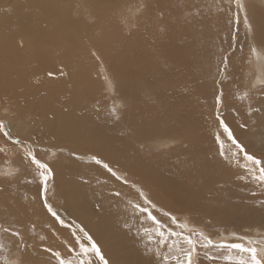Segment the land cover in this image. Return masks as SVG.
Returning <instances> with one entry per match:
<instances>
[{
  "label": "rangeland",
  "instance_id": "rangeland-1",
  "mask_svg": "<svg viewBox=\"0 0 264 264\" xmlns=\"http://www.w3.org/2000/svg\"><path fill=\"white\" fill-rule=\"evenodd\" d=\"M135 1L137 2L139 0H117L116 7L120 11L127 12L128 6L133 3H136ZM145 1H146L145 12L147 13L145 17L144 16L141 17V19L135 21V23L134 21H132L130 23L131 25L129 24V21L127 19L124 20L126 23L121 22V20L115 21V19L109 21L107 23V31H106L108 32V34L105 32V34H107V37L106 35H103L104 38L103 40L106 39L105 41L107 45L105 51L102 54H100L95 49H92V51H90L88 54H85V56L88 59V61L86 62L89 64L91 72L96 75V79L92 81L96 85L95 89L100 85L98 88H100L99 90L101 91V93H103L104 95L106 93L105 96L102 94L103 103L105 102L104 106L103 104H101L102 108L104 107L102 111H104L106 115L110 113L113 107V105L110 104V102H112L114 98L111 96L112 93L108 92L107 89L105 88L104 78H101L102 73L104 72V69L102 68L103 66L104 67L107 66L109 71L106 70V72H109V75H111L115 79V82L117 84V89L119 88L120 90H122L118 85V77L114 72V66L120 67V68L118 67L119 68L118 72L122 73L126 78V81L125 80L120 81V85H125L122 92H125L127 94L130 93L133 96V100L129 101L127 106L125 105L124 108L123 106L117 107V112L115 115H113L111 112L107 116L109 121L98 120L99 119L98 116L101 114V112L96 107L97 106V101H95L96 98L92 99L94 97V93L92 94V92L93 91L95 92V90H93L92 88L94 84L92 83L91 85L92 87H90L91 81L83 79V81L81 82L82 84L79 87L77 86V88L82 90L83 92L89 91L90 94L79 96L78 93L76 95H73L72 93L70 94L68 92L66 93L61 91L60 94L52 95L51 97H49V89L43 90L42 96L40 97L42 100H39V103L44 107L46 105L45 110L40 114L37 113L31 114L26 112L28 116L26 118L24 117L23 119L24 126L27 127L26 130L28 132L30 128L31 129L33 128L35 131L33 129L32 131H34V133L36 132V134L41 132L47 138L49 135H51L47 139L49 145H46L50 147L51 153L50 151H45L46 149L44 148V146L40 147L38 150V143H33V142H37L35 137L36 134L34 133H32L31 135L32 139H30V144L34 147L37 157L42 161L48 163L50 167L53 169L54 177L49 181L48 184L49 189L47 191V197L53 209L57 212H62L64 218H62L61 216L60 217L64 219L65 221L64 225L58 223L55 220V218L51 217V215L43 207V203L39 195L40 193L39 178L35 169L28 167L27 165L20 164L21 153L19 148L17 146L12 145L10 142H6L2 137H0V146H5L8 148L7 156L0 154V171L6 170L4 166V161L6 159L11 160L13 162L9 167L15 169L17 166H20L19 167L20 169L15 177L9 179L0 176V245H3V250H0V258L6 257L8 264H11L10 258H14L16 253L17 255L20 254L22 256L21 257L22 260H19L18 264H56V261L51 256V254L46 253L44 251L45 248H49V247L55 251H60L61 254L66 259L73 260L75 264L78 257L74 253H69L68 251V248L75 243V238L73 237L72 233L74 231L78 232L77 229H74L70 225L71 224L70 222L72 221L76 222L74 220V218H76L74 217L75 212L81 217L85 212V216L87 218L82 217L83 218L82 222L84 223V226L80 222L79 225L82 226L97 242L98 246L101 248L102 254L104 255L105 259L108 261V264H162L160 258L155 255L156 252L159 251L162 257L165 253L168 252L167 245L176 241V238L170 237L165 242V245L163 246L159 245V238L156 236L155 232L153 231L154 225L152 224L151 221L147 219V214L146 213L142 214L137 212L136 209L130 203V201H133L134 194L135 195L137 194L138 197L139 194L135 191V189H133L128 184L123 185L121 182L115 181L114 178L110 177V174L107 173L106 170H104L100 165H96L92 161L91 157L97 156L102 160H104L105 162L109 163L110 166L113 167L114 169H117L119 171V174L125 175L120 171L122 167L119 165L118 160H110L105 158L106 156H108V154H106L107 148L99 151L96 143L93 142L89 144L90 134L92 137H94L97 140L106 141V142H109V140H111L110 141L112 143L111 145L114 147L122 144L127 145L129 143H133L134 145H136L137 149L133 148L132 154L129 146H126L124 148V153L128 155V157L130 158L127 164L131 162V164L134 163L135 165L141 166L142 168L144 167L143 169L146 172L145 175L151 176V180H150L152 182L151 185L155 187H158V182L156 178L159 177H157L153 172L156 173L159 172L158 174L160 178L158 180L160 185L161 186L163 185L162 186L164 192L163 196L160 195V191L157 189H146L143 191L146 193V195H148V197L152 200V202L157 205L155 208H152L151 204L153 203H151L147 207L153 213V215L157 217L158 220L162 221L161 222L162 224L163 223L165 224L163 225L165 226L164 230L166 232L169 229V227L171 228L175 227L174 225H170V221L168 220L167 217L163 216V211H170L173 215L177 216L178 221L180 223H187V225H189V228L195 227L198 231L203 232L205 235L209 236L214 241V243H218L221 240L228 242H239L236 241L235 237L232 235V233H236L237 235L240 236L246 235L250 239L256 241L257 242L256 247L258 251L264 250V233H263L264 208L260 206V202L264 201V185H259L250 180L241 181L238 179L239 175L243 173V169L240 167V165L244 163V161L239 155L234 156L232 154L236 152V149L234 148V146L231 144L230 141L229 142L228 140L226 141L227 137L224 135L222 136L226 138L223 139L227 142L226 143L227 146L225 147L227 148L229 153H224L225 150L223 151V149L221 150L213 149V151L211 152H213V154H217L214 157V160L215 162L218 160L219 164L220 163L223 164L224 159L226 157L225 154L230 156L229 160L231 161L225 163L224 165H220L221 168H218V166L213 164L214 167L212 166L209 168L211 169L212 173L207 182H206L207 180L206 175L208 174V171L206 170L205 166L210 161L205 160L204 159L205 156H202L204 160L202 161L203 163L198 165L193 164L192 162L187 163V162L177 161L175 157L180 155L181 152L180 149H182L181 146L183 145L181 143L186 142V139L189 136V130L192 131V125L190 124L189 126H186V128L184 127L185 129H181L180 127L169 126L167 123L169 122V120L167 118H162L158 120L156 118V113L153 110V107L158 105L154 97L156 98L158 97L153 91L152 86H148L147 88L141 87L143 82L147 81L154 85V90L156 91L157 94L160 91L165 93L168 92V86L170 84L172 83L176 84L177 79H182L184 77V69L182 68L183 63L181 62V60L180 61L176 60L175 63L172 59L171 65L174 67V69L177 70V73L175 74L174 71H171V75L169 78L160 79L165 83L164 88H160L157 84L155 85V83H153L155 81L157 83L158 79H155V75L153 76L154 72L151 73L153 70L151 58L153 59L154 48H150L148 46L142 45V51H141L142 53L137 54L140 58L139 64L141 67L139 68L140 70L139 73L137 72V68L139 64H133L132 61H128L129 57L126 58L124 57L128 54L124 53L123 50L130 51L129 49L122 48L121 50H114L115 47L123 45L133 37L136 38L138 37V39L135 38V40L138 41L141 45L143 43L142 40L144 41V39L143 38L139 39V36L141 35L143 36V34H147V33H151L155 36L158 31L156 33L154 31L159 30V23H164L166 28L170 24L171 32L172 34L175 35L174 30L172 29V26L174 24L178 26H182V25L193 26L199 24L202 26L203 22H205L206 24H212L211 22L212 20L213 22H216V26H218L217 21H219V23L220 21L225 22V24H227L225 25V29L219 32V34L221 35L219 40L220 44L215 47H212V49L214 50L210 48V52L212 56L208 59L209 62L203 63L204 58L201 52L195 51L194 52L195 62L196 65H198V67H192V66L190 67L191 73H194V71L196 72L197 68L199 71V75L197 79H194V81L198 84L199 90L202 92V94L205 97V100L202 99V103L204 104L203 107L206 110L212 109L213 112L215 111V113L211 118L205 116L206 120L210 119L211 121L214 120L217 121L216 119L217 111L214 105L215 104L214 96L219 94L221 90L223 91V93L228 91L231 94H233L235 92L238 93L241 87H242L240 89L241 91L243 89H246L247 85L250 83V79L255 74L254 73L255 70H253L249 75H247L246 72H243L240 75L239 79L238 78L235 79V78H231L229 75L228 76L225 75L224 73H222L223 75L219 73L220 69L224 66L223 61L225 56L228 57V66L226 69L234 68L238 64V58H236L231 53L229 54V52L232 49L231 46H233L232 43L233 32H235L237 25L234 22V20L231 19V13H229L228 11V4L226 1L216 3L213 0H168L162 6L157 4L158 2L157 0H145ZM96 2H98V0ZM18 6L19 7L17 11H21V9H19L20 8L19 4ZM222 6L224 8H222ZM21 8L23 9L24 7L21 6ZM150 14L153 16L156 14L157 15L151 19L149 17ZM241 17L242 20H240L238 27L240 28L241 26L242 31H239L237 35L238 38L240 37V39L242 38V33L244 34L246 29L243 20V15H241ZM204 18L208 20L205 21ZM101 21L102 19L98 21L97 19H95V22L91 25V29L92 27L101 23ZM133 24H135L138 28L135 27ZM148 25L150 26L149 31L146 30V27H148ZM228 26L231 28L233 32L229 31ZM214 30L215 29H213V31ZM217 32L218 31H214L213 33H217ZM139 33L140 35H138ZM213 33L210 35L211 37H213ZM61 34L69 35L70 33L63 32ZM114 35L115 37H117V39H115V37H112ZM187 35L189 36L188 39H195L198 42H205L210 40L208 34L199 36L198 33L197 36L193 38L194 36L193 33L189 31ZM108 36L110 38H108ZM169 40L170 43L172 44V41L174 39L172 38ZM197 41H193L191 43L192 47L195 46L198 47L196 43ZM114 42H116L117 45ZM250 46L252 49L254 48L253 44H251ZM217 47L221 48V50L218 49ZM173 48L177 50L176 53H178L179 55L181 54V52L186 50V47L184 46H178V47L173 46ZM214 51L216 52L214 53ZM93 52L96 53V56L92 55ZM257 55L259 58L258 64L261 63L264 64V60L262 59V57L264 56H261L258 53ZM97 57H99V59H97ZM160 59H164V54H162ZM163 63H167V61L164 60ZM209 63L216 64L215 66L217 68V71L213 73V77L216 76L214 77V81H208L210 75L214 70V67L208 69V75H205V78L203 76L204 71L201 69V65L203 66L204 64V68H206ZM178 73L180 74V77ZM256 75L257 77L255 78L254 83L260 80H264V73L262 75L261 74L259 75L257 73ZM186 76H188L189 79H192L196 75L188 74ZM210 78L212 79V77ZM218 80H222V81H218ZM126 82H128L127 84L129 87H126ZM221 82H223L222 85ZM228 82L230 83V85ZM232 82L236 83L235 84L236 86L239 83H241V85L235 89L234 88L235 85L232 84ZM86 84L87 87L90 88L91 90L83 89L85 88ZM60 85L64 90L66 89V86L68 84L67 85L60 84ZM60 85L58 83L56 84L54 83L53 85H51V87L48 88H56L57 90H59L58 88L60 87ZM184 85L185 88L189 87L188 96L191 94L193 95V93L190 91L192 88V81L189 83L185 81ZM165 87L167 88V90ZM99 90L97 91L98 93H100ZM252 91L254 92V90ZM255 91L257 92V97L260 95L261 99L257 98L255 99L254 102H256V104L259 105V101L261 100L260 105L261 106L264 105L263 89H261V87L258 86L255 89ZM240 94L243 97L245 92L244 93L240 92ZM240 94H237L236 98H238ZM107 95L109 98L110 97L111 98L108 99ZM253 95L256 96V93L254 92ZM248 96L249 94L247 95L246 98L248 101L245 102L246 105L244 106L247 107L248 106L247 104L250 103L249 107H252V102L249 101L254 100L253 99L254 97L249 96L250 99H248ZM240 100L241 99L239 97V102ZM233 103L234 104L237 103L238 105V100L236 103L235 102ZM77 104H83L86 107L87 106L88 107L84 109L81 107H77ZM132 104L133 106H131ZM241 106L243 107V105ZM137 107L138 109H135ZM249 107L247 108V110L249 109ZM63 108H68V110L67 109L65 110ZM127 108L135 109L134 116H131L132 118H129ZM237 109L239 108L237 107ZM240 110H242V108L239 109V111ZM223 112L220 113L222 114ZM87 113L89 115H86ZM196 113L198 112L192 113L191 118L192 117L198 118L204 116ZM248 113L244 112V110L241 111L240 113L241 116L239 115L240 119L237 120L239 124L235 122V124H233L234 126L233 128L234 129L238 128L239 131H242L243 129L239 127V125L245 123L247 126L248 121L254 123L253 125L249 124L250 127H248V131H250V134H248V131L246 133L250 137H242L240 141L244 142L243 144L247 145V150L250 153L255 154L257 157H264V112H262L260 115L252 113L253 115L251 114V116ZM242 114H246L244 115L245 116L244 119L246 118L245 120L243 119ZM111 119L112 121H110ZM138 120L141 124H139ZM256 121L259 123H257ZM136 122H138L137 125ZM97 123L99 125H96ZM133 125H136V127L134 126L135 129L133 128ZM217 125H218V121H217ZM236 125H238V127ZM144 126L146 128L145 130L149 131V133L146 134L145 136L142 133V131L138 129L139 127L142 128ZM190 127L191 129H189ZM175 128L179 129V132L176 133L178 135V140L173 145L168 146L167 149L156 148L157 149L156 150L155 148H145L147 147L148 145L147 143L150 140L156 138H164V137L167 138L168 136L171 138L170 134H174L172 129ZM244 129H245L244 132H246V128ZM255 129L256 130L258 129V131H256ZM135 132L137 136L133 138V134ZM256 132L258 134H255ZM221 133H222V129H221ZM12 134L15 136L14 133ZM56 134H57V139L54 138V135L56 136ZM120 134L122 135L123 138L122 137L120 138L122 139V142L118 145L117 142L118 140L115 139V137ZM105 144L110 145L108 143ZM62 148H64L65 150ZM9 149L10 150L12 149L11 151L13 154H11V151ZM15 149L17 150V152L15 151ZM66 150H68V152ZM216 150H219V152H217ZM221 152L224 153L223 155L224 158H222L223 156H221ZM197 153L200 152L197 151ZM133 155H135L136 158ZM139 155L142 158L138 159ZM16 156L17 157L19 156V159H17V161H14L16 160L15 159ZM18 161H20V163L16 165ZM143 163L145 164L143 165ZM179 163L180 165H178ZM235 163H238V165H236ZM210 165H212V163H210ZM62 166H64V168ZM187 167L192 169V172L194 173V177H198L197 179H193L194 177L189 174ZM180 168H182L183 170H180L179 172ZM196 171H198L199 173ZM168 173H170L171 175ZM153 174L155 175L156 178L154 177ZM184 174H186V176H184ZM178 176L180 178H178ZM187 176L189 178H187ZM173 178H178L180 180L183 179L184 181H186L187 179V181L181 186L179 181H174L173 183L168 182L169 179H173ZM134 179L135 181L141 182L137 178ZM83 182L86 184H91L89 189L88 187H84V188L81 187ZM101 182L107 184L106 185V188L108 187L107 189H105V185L103 184L104 187L103 189L105 191L102 188H99L102 185V184L100 185ZM51 185L53 187H51ZM136 187L141 188L139 185H136ZM112 189H114V191ZM92 190L95 191L94 192L95 194L93 193ZM52 192H54V195ZM114 192L115 193L119 192L121 193L122 196L121 195L116 196ZM83 194L84 197L82 196ZM95 195H97L98 198L97 197L94 198ZM79 197L83 199H80ZM173 200L175 201V203ZM138 201L139 200H135L136 203H139ZM140 202L143 204V201L141 199ZM64 205H66L67 207L64 208L63 207ZM82 205L84 206L83 209L81 208L83 207ZM21 210L26 212L29 211L28 212L29 214L30 213L32 214L33 212L34 214L32 215L30 214L32 219H36L37 217L44 219L43 226L40 227L39 225H37L34 228V225L37 223H35L32 226L26 223L25 217H21V218L19 217L21 215L24 216L23 213L20 212ZM79 210L80 213L82 212L81 214H79ZM35 212H38V214H36ZM136 213L138 214L136 215ZM89 218H91L92 221L89 222L88 224L86 223L87 221L86 219ZM51 223L55 224V226L60 228L61 234L63 235L64 238H65L64 236L65 231L67 229L66 233L68 232L67 234L69 235L71 234L69 238L67 239L65 238L66 241H64L63 239L53 240L51 236H55L56 234L53 226H50L52 225ZM8 227L18 230L21 233L22 241L12 237L10 233H5L3 231L4 228H8ZM145 229L147 231H145ZM176 230L180 231V229H176ZM80 235L82 236V234ZM149 235L152 236L151 241H149ZM41 237H43L44 239H41ZM20 243L30 245L31 247L25 250H21L18 248V244ZM179 245L180 247L184 246L182 240L179 241ZM27 251L33 252V256L31 254L32 257L31 256L29 257ZM197 251L199 253V257H198L199 264H234V262H229L224 260V256L229 254L228 250L226 249H217L214 247H210L209 249H203L198 246ZM171 254L179 255L175 247L173 248ZM231 254L233 256L237 255V253L234 251ZM208 255H212L217 259L214 262L210 261L207 258ZM88 259L92 261V264H99V262L95 259L94 256H90Z\"/></svg>",
  "mask_w": 264,
  "mask_h": 264
},
{
  "label": "bare ground",
  "instance_id": "bare-ground-1",
  "mask_svg": "<svg viewBox=\"0 0 264 264\" xmlns=\"http://www.w3.org/2000/svg\"><path fill=\"white\" fill-rule=\"evenodd\" d=\"M96 1L97 0H2L1 1V3H0V119L4 120L8 124V126L11 129V132L14 133L15 136L19 137V139L21 138V140H26V141L29 140L28 141L29 143H30V139H32L31 135H32V133H34L35 130L32 128L34 130V131H32V129L30 128V130L28 132L26 130L27 127L24 126V120L23 119H24V117L26 118L28 116V114H26V112L31 113V114H35V113L40 114L45 110L46 105L44 107L39 103V100H42L40 97L42 96L43 90L49 89V97H51L52 95H58V94H60L61 91L66 92V93L68 92L70 94L72 93L73 95H76L78 93L79 96L90 94L89 91L83 92L82 90L77 88V86L79 87L82 84L81 82L83 81V79L91 81L90 87H92L91 86L92 83L94 84V82H92V81L96 79V75L91 72L90 66L86 62V61H88V59L85 56V54H88L90 51H92V49H95L100 54H102L105 51V49L107 48V45H106V41H105L106 39L103 40L104 39L103 35H106V37H107L108 32H106V31H107V23L109 21L115 19V21L121 20V22H125L124 20L127 19L129 21V24H130L132 21H134V23H135V21L140 20L141 17H143V16L145 17L147 15V13L145 12V9H146V6H145L146 1L145 0H139L137 2L135 1L136 3H133V4L128 6L127 12H123V11L118 10V8L116 7V1L117 0H98V2H96ZM157 1H158L157 2L158 5L163 6V4H165L168 0H157ZM213 1L218 3V2H222V1H226V0H213ZM245 3L247 6L248 25L250 27L245 26L246 29H245L244 34L242 33V38L240 39V37L238 38V36H237L235 44L232 41L233 46H231L232 49L229 52V54L231 53L236 58H238L237 66L234 68L226 69L223 73L225 75H227V76L229 75L231 78H235V79L236 78L239 79L240 75L243 72H246V74L249 75L253 70H255V72H254L255 74L250 79V83L247 85L246 89H243L241 91L240 90L242 88L241 87L239 89L238 93L237 92L233 93L235 97L233 96V94H231L228 91L224 93L225 103L221 107L222 111H220V112L224 111L222 114L220 113L222 115V118L232 128L234 135L237 138H239V140L242 139V137H250L248 135V134H250V131H248V127H250L249 124H251V125L254 124V123L248 121L247 126L245 127L246 132H244V130H245L244 128H242L243 129L242 131H239L238 128H236V129L233 128L234 127L233 124H235V122H237V120L240 119L239 115H240L241 111L244 110V112L248 113V110H249V109L247 110V108L249 107L250 103L247 104L248 105L247 107L244 106V105H246L245 102L248 101L246 98L245 99L240 98L241 100L239 102V97H242L240 92H242V93L245 92V93L249 94L250 97H254L253 98L254 100L249 101V102H252V107H249V108L253 109L252 113L260 115L262 112H264V111H259V112L255 111V109H257V108L264 109V105H262V106L260 105L261 100L259 101V105L256 104V102H254L255 99L260 98V95L257 97L258 91L257 90H256L257 92L255 91V89L259 86L258 82L254 83L255 78L257 77L256 74L258 73L259 75L260 74L262 75L264 73V64L263 63L258 64L259 58L257 55V53H258L259 55L264 56V0H245ZM18 4L20 5L19 9H21V11H17V9L19 7ZM127 5H128V3H127ZM21 6H23L24 8L22 9ZM222 8H224V7L222 6ZM157 12H158V10H157ZM156 15H154V16H156ZM154 16L151 14L149 15V17L151 19L154 18ZM95 19H97V21L102 19V21H101V23L92 27V29H91V25L95 22ZM156 20H157V18H156ZM207 20L208 19H205V21H207ZM240 20H242V17ZM211 22H212V24H206L205 22H203L202 26L199 24L193 25V26H188V25L178 26V25H175L173 23L174 25L172 26V29L174 30L175 35L172 34V32H171L170 24L166 28L164 23H159V30L154 31L155 33L158 31L155 36L151 33H147V34H143V36L142 35L139 36V39H142V38L144 39V41L142 40L143 43L141 45L138 41L135 40L136 37H133V38L129 39V41L126 40L127 42L124 43L123 45L114 48V50H121L122 48L129 49L130 51L123 50L124 53L128 54V55L125 54L126 56H124V57L125 58L129 57L128 61H132L133 64H139L140 58L137 54L142 53L141 52L142 51V45L148 46L150 48H154L153 49V51H154L153 52V59L151 58L152 68H153L151 73L154 72L153 76L155 75V79H158L157 83H156V81L153 83H155V85L157 84L160 88H164V84H165L160 79L169 78L171 75V71H174L175 74L177 73V70L174 69V67L171 65L172 59L175 63H176V60L177 61L181 60V62L183 63V65L182 64L181 65H182V68L184 69V77L182 79H177L176 84L172 83L169 86L167 85L168 86V92L165 93V92L160 91L157 94L156 91L154 90V85L150 82H147V81L143 82L141 87L147 88L148 86H152L153 91L155 92L156 96L158 97V98H156L153 96L154 99L158 103L157 106L153 107V110L156 113V118L158 120L162 119V118H167L169 120V122H167L169 126L180 127L181 129H185L186 126H189L190 124L192 125V131L189 130V136L186 139V142L181 143L183 145L181 146L182 149H180L181 150L180 155H178L175 158L177 161H180V162H187V163L192 162L193 164L198 165V164L203 163L202 161H204V160H203L202 156H205L204 159L210 161L205 166L206 170L208 171V174L206 175V177H207L206 182L209 180V178L211 176L212 171L209 168L212 167L213 164L218 166V168H221L220 165H224L225 163H228L231 161V160H229L230 156H228L226 154H225L226 157L224 159L223 164H221V163L219 164L218 160L216 162L214 160V157L217 154H213V152H211V151H213V149L214 150L215 149H220V150L223 149V151L225 150L224 153H229V151L225 147V146H227V144H226L227 139H226V141L223 139L226 137L222 136L223 134L221 133V129L218 128L217 121H215V120L211 121L210 119L206 120L205 116L211 118L213 116V114L215 113V111L213 112L212 109L206 110L203 107L204 104L202 103V99L205 100V97L202 94V92L199 90L198 84L194 81V79H197V77L199 75L198 68H197L196 72L195 71H194V73L190 72L191 66L192 67H198V65H196V62H195V56H194L195 51L201 52V54L204 58L203 63L209 62L208 59L212 56V54L210 52V48L212 49V47H215V46L220 44L219 40H220L221 35L219 34V32H221L223 29H225V25H227V24H225V22L220 21V23H219V21H217L218 26H216V22H213L212 20H211ZM133 25L135 27H137L135 24H133ZM150 26H151V24H150ZM150 26L148 25V27H146L147 31H149ZM118 28H119V26H118ZM140 28H141V26H140ZM228 28H229L230 32H233L229 26H228ZM213 29H215L214 31H218V32L213 33L214 32ZM189 31L191 33H193V35H194L193 38H195L198 33H199V36L208 34L210 40L205 41V42H198L195 39H188L189 36L187 34ZM239 31H242L241 26L239 28ZM63 32H68L70 34L69 35L61 34ZM105 32L107 34H105ZM137 32H139V31H137ZM143 32H144V30H143ZM212 33H213V37L210 36ZM138 35H140V33ZM112 37H115V35ZM108 38H110V37L108 36ZM172 38L174 40L172 41V44H171L169 39H172ZM115 39H117V37H115ZM119 39H121V38H119ZM136 39H138V37ZM193 41H197L196 43H197L198 47L197 46L192 47L191 43ZM227 42H225V43H227ZM114 43L116 44V42H114ZM202 44H203V46H202ZM251 44L254 45L255 54H251V49H252L250 46ZM172 45L174 47L184 46V47H186V50L181 52V54L179 55L178 53H176L177 50L174 49ZM241 47H243V51H241ZM217 48L221 50V48H219V47H217ZM137 49H139V50H137ZM212 50H214V49H212ZM216 51H217V49H216ZM216 51H214V53ZM162 54H164V59H160ZM122 55H124V54H122ZM167 57H169V58H167ZM166 59H168V60H166ZM262 59L264 60V57H262ZM125 60H124V62H125ZM164 60L167 61V63H163ZM120 61H118V62H120ZM178 63H180V62H178ZM129 64H130V62H129ZM215 65L216 64H214V63H212V64L209 63L207 67L205 66L206 68H204V64H203V66L201 65V69L204 71V73H203L204 78H205V75H208V69L214 67V70H213L212 74L210 75V77H212V79L209 77L208 81H214V77H216V76L213 77V73H215L217 71V68ZM175 66H176V64H175ZM118 67L119 66H114V72L118 77V85L123 90L125 85H120V81L121 80L126 81V78L122 73L118 72V70L120 68V67L119 68ZM102 68L104 69V72L102 73L103 77L101 76V78H104V86L108 92L112 93L111 96L114 97L113 101L110 102V104L116 105L118 107L123 106V108H124L125 105L127 106L129 101L133 100V96L130 93L127 94L125 92H122V90H120L119 88L117 89V84L115 82V79L111 75H109V72H106V70H108L107 66H105V67L103 66ZM139 68H141L140 64L138 65V68H137L138 73L140 71ZM219 73L222 74L220 71H219ZM188 74H193L196 76H194L192 79H189L188 76H186ZM178 75L180 77L179 73H178ZM185 81L187 83L192 81V88L190 91L193 93V95L191 94L188 96L189 87L185 88V85H184ZM218 81H222V80H218ZM260 81H262V80H260ZM109 82L111 85V90H109ZM233 82H232V84L235 85L236 83H233ZM54 83L55 84L58 83L59 85L60 84H64V85L68 84V85L66 86V89H64V90L62 89L61 85L58 88L59 90H57L56 88H48V87H51V85H53ZM127 83L128 82H126V87H129ZM222 84H223V82H221V85ZM229 85H230V83H229ZM240 85H241V83H239L237 86L235 85L234 88L236 89ZM95 86L96 85L94 84V86L92 87L93 90H95V92L94 91L92 92V94L94 93V97L92 99L96 98V100H95V101H97L96 107L101 112L100 115L98 114L99 115L98 120L109 121L107 116L111 113V111L107 115H106V113H104V111H102V109L104 107L102 108L101 104H103V106L105 105L104 104L105 102L103 103V95L104 94L101 93V91L99 90L100 88H98L100 85L96 89H95ZM227 86H228V84H227ZM83 89L89 90L90 88H88L87 84H86L85 88H83ZM97 89L99 90V92L101 94L97 92L98 91ZM235 89H234V91H235ZM166 90H167V88H166ZM252 90H254V92L256 93V96L253 95L254 92ZM117 91H118V93H117ZM263 91H264V89H263ZM61 94H63V93H61ZM237 94H240L238 98H236ZM105 95H106V93H105ZM136 96H139V95H136ZM249 96H248V99H250ZM107 98L110 99L111 97L109 98L107 95ZM101 100H102V103H101ZM237 100H238V105L236 103ZM61 101H62V98H61ZM233 102H235L236 104H234ZM236 105L239 109L242 108V110L239 111V109H237ZM241 105H243V107ZM131 106H133V104ZM131 106H129V107H131ZM77 107H81V108L86 109L88 106L86 107L83 104H77ZM53 108H54V106H53ZM63 109L68 110V108H63ZM135 109H138V107ZM135 109L127 108L129 118H132L131 116H134V110ZM121 110H119V111H121ZM195 112H198L196 114L204 115V116L198 117V118L197 117L191 118L192 113H195ZM53 114H54V112H53ZM86 115H89V114L87 113ZM242 115H243V119H244V117H245L244 115H246V114H242ZM110 121H112V119ZM138 122H139V120H138ZM138 122H136V125ZM257 123H259V122H257ZM99 124H100V122H99ZM99 124L97 123L96 125H99ZM139 124H141V123L139 122ZM237 124H239V123L237 122ZM136 125H133V128H134V126L136 127ZM236 126L238 127V125H236ZM98 127H100V126H98ZM239 127H240V125H239ZM253 128H256V127H253ZM98 129H101V128H98ZM138 129L142 131L144 136L149 133L148 130H145L146 129L145 126L142 128L139 127ZM189 129H191V127ZM135 131H137V130H135ZM172 131L174 132V134H170L171 138L168 136L167 138L164 137V138H156V139L150 140L147 143L148 145L146 144L147 147H145V148H155V149L156 148L157 149L166 148L167 149L168 146L173 145L178 140V135L176 133L179 132V129L175 128V129H172ZM247 131H248V134H246ZM256 131H258V129ZM218 133L220 134V141H221L220 143H218L217 139H216ZM34 134H36V132ZM255 134H258V133L256 132ZM102 135H103V133H102ZM50 136L51 135H49L48 138ZM135 136H137L136 132L133 134V138H135ZM35 137H36L37 142H33V143H38V150L40 147L44 146V148L46 149L45 151H50V153H51L50 147L46 146V145H49V142L47 141L48 138L45 137L41 132L37 133L35 135ZM121 137H122L121 134L117 135L115 137V139L118 140L117 141L118 145L122 142V139H120ZM54 138L57 139V134H56V136L54 135ZM110 141L111 140H109V142L97 140L94 137H92L90 134L89 144H91L93 142L96 143L99 151L107 148L106 154H108V156H106L105 158L110 159V160H118L119 165L122 167V169L120 171L126 175L128 181H129V184H128L129 186H131L132 184H135V185H139L142 190L157 189L160 191V195L163 196V194H164L163 188H162L163 185L161 186L159 183V180H158L160 178V176L158 174L159 172L158 173L153 172L157 177H159V178H156L155 175L153 174L154 177L156 178L157 182H158V187H155V186L151 185L152 184V182L150 181L151 176L145 175L146 172L143 169L144 167L142 168L141 166L135 165L134 163L131 164V162H129V164H127V162L130 160V158L128 157V155H126L124 153V148L126 146H129V148L131 150V154H132L133 148L137 149V146L134 145L133 143H129L127 145L122 144V145L114 147L111 145L112 143ZM98 142H100V143H98ZM105 143H108L110 145H107ZM242 143H244V142H242ZM229 146H232V145H229ZM224 147H225V149H224ZM230 148H233V147H230ZM62 149H64V148H62ZM142 150H144V149H142ZM15 151L17 152L16 149H15ZM66 151L68 152V150H66ZM197 151L200 153H197ZM216 151L219 152V150H216ZM37 152H39V151H37ZM11 154H13L12 151H11ZM196 154H198V155H196ZM133 156L136 158L135 155H133ZM140 158H142V157L139 155L138 159H140ZM222 158H224V156ZM15 159L16 160H14V161H17V159H19V156L18 157L16 156ZM232 161H234V160H232ZM18 163H20V161H18L16 163V165ZM210 163H212V165H210ZM20 164H22V163H20ZM144 164L145 163H143V165ZM235 164L238 165V163H235ZM178 165H180V163ZM62 167L64 168V166H62ZM62 167H60V168H62ZM21 168H23V167H21ZM177 168H179V167H177ZM180 170H183V169L180 168L179 172H180ZM188 172L191 176L194 177V173L192 172L191 168H188ZM196 172H198V171H196ZM196 172H195V174H196ZM168 174H170V173H168ZM181 174H182V172H181ZM184 176H186V174H184ZM134 178H137L141 182L135 181ZM178 178H180V177L178 176ZM178 178L169 179L168 182L173 183L174 181H179L180 186H181L187 181V179H186V181H184L183 179L180 180ZM187 178H189V177L187 176ZM197 178L198 177H194L193 179H197ZM103 184H104V182L103 183L101 182L100 183L101 187H99V188L103 189L104 188ZM90 185L91 184H86L83 182L81 187L82 188L88 187V189H89ZM104 185H105V189H107L108 188V187L106 188L107 184H104ZM51 187H53V186L51 185ZM112 187H114V186H112ZM176 187H178V186H176ZM93 190H94V188H93ZM112 190L114 191V189H112ZM94 192L95 191H93V193ZM52 193L54 195V192H52ZM108 194H109V192H108ZM82 196L84 197V194ZM96 197H97V195H95L94 198H96ZM147 197H148V195H147ZM80 199H83V198H80ZM148 199L151 200L149 197H148ZM135 200H139L138 201L139 204L143 205L140 202V198L138 197L137 194L136 195L134 194L133 202H135ZM151 203H153L152 200H151ZM174 203H175V201H174ZM66 205H64L63 207L64 208L67 207ZM40 207H42V206H40ZM81 208L83 209L84 206ZM73 211H75V210H73ZM20 212H22L24 216L21 215L22 213L20 214L21 216H19V214H18V216L20 218L25 217L26 223H28L29 225L32 226L35 223H37L34 225V228L37 225H39L40 227L43 226V224H44L43 220L44 219H41L40 217H37L36 219H32L30 216L31 213L30 214L28 213L29 211L26 212V211L21 210ZM35 213L38 214V212H35ZM58 213L62 218H64L62 212H58ZM81 213L79 210V214H81ZM32 214H34V213L32 212ZM137 214L138 213H136V215ZM41 217H42V215H41ZM74 217H76V218H74V220L76 222H74V221L70 222L71 223L70 225L74 229H77L76 226L79 225V222L84 226V223L82 222L83 221L82 217H86L85 212L82 215V217L79 216L78 214H76V212H75ZM86 220H87L86 223H88V224H89V222L92 221L91 218L86 219ZM84 221H85V219H84ZM51 224L52 225H50V226H53L55 234H56L55 236H51V238L53 240L63 239L64 241H66V239L69 238V236L71 235V234L70 235L67 234L68 232L66 233L67 229H66V231L64 230L65 231L64 236L66 238L65 239L63 237V235L61 234L60 228L55 226V224H53V223H51ZM47 227H48V225H47ZM80 227H82V226H80ZM34 228H33V230H34ZM37 228H39V227H37ZM71 231H72V228H71ZM53 232H52V234H53ZM27 253H28L29 257L31 256V254L33 256V252L27 251ZM19 256H20V258H19ZM21 257L22 256L20 254L17 255V253H16L14 258H10L11 264H18L19 260H22Z\"/></svg>",
  "mask_w": 264,
  "mask_h": 264
},
{
  "label": "snow or ice",
  "instance_id": "snow-or-ice-1",
  "mask_svg": "<svg viewBox=\"0 0 264 264\" xmlns=\"http://www.w3.org/2000/svg\"><path fill=\"white\" fill-rule=\"evenodd\" d=\"M228 4V11L231 13V19L237 25L235 32H233V42L237 39V35L239 32V23L241 19V15H243L244 24L246 27H250L248 25V16H247V6L245 0H226ZM241 51H243V47H241ZM251 54H255V48L251 49ZM93 56H96V53H92ZM99 59V57H97ZM223 67L220 69V72L223 73L228 66V57H224ZM261 89H264V80L258 81ZM255 87V86H254ZM109 90H111V85L109 82ZM247 93L244 94L241 99L247 98ZM224 93L221 90L219 94L215 96V108L217 111V121L219 128L222 129V134L227 137V140L231 142V144L236 149V152L233 153L234 156L239 155L244 163L240 165L243 169V173L239 175L238 179L241 181L250 180L259 185H264V157H257L255 154L250 153L247 150V145L243 144L233 133L232 128L226 123V121L219 114L221 111V107L224 105ZM116 105H113L111 112L113 115L117 112ZM255 111H264V109L257 108ZM253 112L252 108H249V115ZM241 128H245V124L240 125ZM0 137H2L6 142H10L12 145L17 146L21 153V163L27 165L28 167L34 168L36 173L38 174L39 184H40V199L43 203V207L47 210V212L55 218V220L64 225L65 221L60 217L59 213L55 211L52 205L48 201L47 191L48 184L50 179L54 177L53 169L50 165L37 157L36 151L34 147L26 140H21L18 137L14 136L11 132L10 127L4 120H0ZM217 142L220 143V134H217ZM8 148L5 146H0V154L7 156ZM224 153L221 152V156ZM92 161L96 165H100L107 173L110 174L111 178H114L115 181L121 182L122 184H129V181L126 175L119 174L117 169H114L110 166L109 163L105 162L101 158L97 156L91 157ZM13 162L11 160H5L4 166L6 170L0 171V176L5 178H13L17 175L19 171V166L15 169L9 167ZM31 182V181H29ZM132 188L139 194V198L143 201V205L130 201L132 206L139 213H146L147 219L152 222L154 225L153 231L156 236L159 238V245H165V242L170 237H175L176 241L167 245L168 252L165 253L162 257L160 252H156V256L160 258L162 264H199V253L197 251L198 246L203 249H209L210 247H214L217 249H226L229 254L224 256V260L229 262H234V264H264V250L258 251L256 247V241L250 239L248 236H240L236 233H232L235 237L236 241L239 242H228L221 240L218 243H214V241L203 232L198 231L195 227L189 228L187 223H180L176 215H173L170 211H164L163 216L167 217L170 221V225H174L175 228L169 227L167 232L164 230V225L160 220L157 219L155 215L149 210L147 207L151 204V201L148 199L146 193L141 189L137 188L135 184L131 185ZM116 196H120L121 193L116 192ZM260 206L264 208V201L260 202ZM152 208H155V204H151ZM78 232L74 231L72 233L75 238V243L72 244L68 251L69 253H74L78 259L75 264H92L88 258L90 256H94L95 259L99 262V264H108V261L105 259L104 255L101 252V248L98 246L97 242L93 239V237L79 225L76 226ZM176 229H180L177 231ZM3 231L5 233H10L12 237L17 238L22 241L21 233L11 227L4 228ZM145 231H147L145 229ZM79 233V234H78ZM82 234V236L80 235ZM41 239H44L41 237ZM152 240V236L149 235V241ZM183 241V247H180L179 241ZM31 247L30 245H26L24 243L18 244V248L21 250H25ZM175 247L176 251L179 255H172V250ZM78 248V251H77ZM0 250H3V245H0ZM44 251L46 253H50L51 256L55 259L56 264H74L73 260L66 259L60 251H55L53 249L45 248ZM236 252L237 255L233 256L231 253ZM210 261H215L217 258L208 255L207 257ZM0 264H8L7 258H0Z\"/></svg>",
  "mask_w": 264,
  "mask_h": 264
}]
</instances>
